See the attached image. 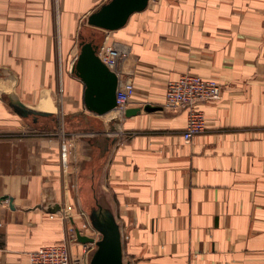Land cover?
Masks as SVG:
<instances>
[{"label": "crops", "instance_id": "1", "mask_svg": "<svg viewBox=\"0 0 264 264\" xmlns=\"http://www.w3.org/2000/svg\"><path fill=\"white\" fill-rule=\"evenodd\" d=\"M109 1L0 0V264L63 242L89 264L95 247L68 234L99 237L95 210L112 215L125 264H264V0H148L118 30L88 26ZM96 39L130 52L137 113L120 121L89 112L72 73ZM185 74L222 88L189 144L185 111L144 106ZM43 93L54 110L36 121L10 105L45 112Z\"/></svg>", "mask_w": 264, "mask_h": 264}, {"label": "water", "instance_id": "2", "mask_svg": "<svg viewBox=\"0 0 264 264\" xmlns=\"http://www.w3.org/2000/svg\"><path fill=\"white\" fill-rule=\"evenodd\" d=\"M148 0H110L97 11L90 14L86 24L104 31H115L122 28L130 15L143 11ZM79 54L72 68V73L85 86L84 105L86 109L103 116L115 109V92L118 85L116 76L98 59L97 47L92 42L80 44ZM6 87L0 84V96L6 92ZM50 103L46 93L42 94L41 104ZM11 107L21 118L36 121L41 116H49L47 112L28 109L19 101L12 100ZM136 110H126L125 116L135 115ZM92 227L99 234L98 240L88 239L77 234V239L83 244H93L94 250L89 254V264H125L122 258L120 232L112 215L105 210H95L90 217Z\"/></svg>", "mask_w": 264, "mask_h": 264}, {"label": "built area", "instance_id": "3", "mask_svg": "<svg viewBox=\"0 0 264 264\" xmlns=\"http://www.w3.org/2000/svg\"><path fill=\"white\" fill-rule=\"evenodd\" d=\"M96 55L117 78L118 85L115 92L116 106L113 121H120L134 96V83L131 74L125 71V62L130 56L129 50L117 43L106 39L97 48ZM222 98V88L214 80L204 79L196 75L185 74L178 79L166 83L164 103L172 110L186 112V125L182 136L184 144H189L193 137L201 134L205 129V118L200 109L205 103L218 102ZM62 220L71 219V215L59 209L55 212ZM86 226L82 225L81 230ZM80 230V231H81ZM78 230L70 226L68 239L76 241ZM86 247L94 246L85 244ZM71 256L67 242L45 246L28 255L29 264H71Z\"/></svg>", "mask_w": 264, "mask_h": 264}, {"label": "rangeland", "instance_id": "4", "mask_svg": "<svg viewBox=\"0 0 264 264\" xmlns=\"http://www.w3.org/2000/svg\"><path fill=\"white\" fill-rule=\"evenodd\" d=\"M87 36V35H86ZM94 44H95V46L96 47H98L99 46V42L97 41V39H96V42H93ZM147 100H149V98H147ZM152 100H154V101H144V106H166L165 105V103H164V99H163V104H158V102H157V100L156 99H152ZM132 100H130V102H131ZM154 103H155V105H154ZM53 108V107H52ZM53 110H54V108H53ZM64 129H65V139H66V141H72V140H74L73 139V135H74V133H76V131L73 129V127H72V124L71 123H69V121H67L66 119H65V125H64ZM86 226V225H85ZM86 227H88V225L86 226ZM86 229V228H85ZM84 230V229H83ZM90 233H92L91 234V238L92 239H95V238H97L98 237V235L96 234V233H94L92 230H90V229H87Z\"/></svg>", "mask_w": 264, "mask_h": 264}, {"label": "bare ground", "instance_id": "5", "mask_svg": "<svg viewBox=\"0 0 264 264\" xmlns=\"http://www.w3.org/2000/svg\"><path fill=\"white\" fill-rule=\"evenodd\" d=\"M52 107L53 106H51L50 103L44 101L43 104L40 103V106H39V108L37 110H39V111L42 110V111H45V112L46 111H51V110H53ZM111 114H114V111H112Z\"/></svg>", "mask_w": 264, "mask_h": 264}]
</instances>
